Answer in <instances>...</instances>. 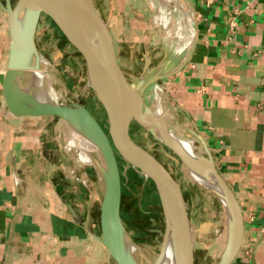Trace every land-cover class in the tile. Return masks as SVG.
I'll use <instances>...</instances> for the list:
<instances>
[{
  "label": "crops",
  "instance_id": "obj_1",
  "mask_svg": "<svg viewBox=\"0 0 264 264\" xmlns=\"http://www.w3.org/2000/svg\"><path fill=\"white\" fill-rule=\"evenodd\" d=\"M109 1L105 21L127 79L136 86L157 70L171 74L159 80L161 94L178 124L208 144L240 202L244 238L233 264H264V0H182L193 19L187 35L168 24L187 42L174 52L172 40L153 42V0ZM40 33L39 24L37 46ZM11 45L0 0V264H117L101 241L100 173L92 187L74 184L62 170L57 118L18 117L7 107ZM141 55L143 72L134 75ZM147 56L160 62L145 73Z\"/></svg>",
  "mask_w": 264,
  "mask_h": 264
},
{
  "label": "water",
  "instance_id": "obj_2",
  "mask_svg": "<svg viewBox=\"0 0 264 264\" xmlns=\"http://www.w3.org/2000/svg\"><path fill=\"white\" fill-rule=\"evenodd\" d=\"M80 4L85 6V11L94 19V23L87 27L81 25L78 20ZM25 5L26 25H17L19 9ZM7 10L10 14L12 33L9 63L3 82V97L7 107L18 117L60 118L79 129L99 146L106 165L103 167L99 163V171L104 180L101 241L116 263L139 264L124 250L126 228L122 218L123 184L118 159L120 154L126 161L152 176L156 182L165 216L166 237L170 235L172 240L173 264H194L193 242L182 189L162 162L132 140L129 127L131 122L138 121L156 139L172 150L185 166L209 173L216 178L232 216L230 239L219 264H233L242 248L245 227L243 211L235 192L220 172L208 144L201 136L199 138L208 154L207 159L197 158L186 152L169 133L165 116H157L153 109L146 107L145 89L171 74L158 72L152 78L143 79L139 85L133 86L119 64L107 22L89 0H19L15 7L11 0H7ZM43 14L48 15L56 23L70 44L84 57L88 76L96 78L103 92L93 86L90 87L94 89L107 111L108 129L83 105L48 102L42 104L35 98L25 95L19 88L17 78L31 69L27 63L34 53L37 54L36 38ZM150 64L151 58L147 56L145 73ZM103 94L105 101L102 98ZM164 245L153 264H160L165 258Z\"/></svg>",
  "mask_w": 264,
  "mask_h": 264
},
{
  "label": "rangeland",
  "instance_id": "obj_3",
  "mask_svg": "<svg viewBox=\"0 0 264 264\" xmlns=\"http://www.w3.org/2000/svg\"><path fill=\"white\" fill-rule=\"evenodd\" d=\"M89 1L103 19L108 17L111 9L109 0ZM179 1L182 2V0ZM161 2L162 0H153L151 6L148 7L149 10L154 12L152 18L155 19L153 42L157 40L160 42L158 45L162 47L165 43L170 42L168 40H172L170 42L172 46L170 47L174 52L173 49H177L178 45L180 47L185 46L183 39L176 34L174 36V31H170L171 34L167 36L165 33L169 30L168 24H173L174 26L181 25L182 32L187 35L184 32L185 22L187 25L185 13L176 4L164 6ZM40 26L41 33L36 55L47 61L46 64L42 61L39 62L38 66L51 80V85L59 96L55 103L83 105L108 129L107 111L99 101L94 89L88 84V67L84 57L70 44L48 15L43 14ZM186 53L187 48H184L179 57H184ZM127 56L128 54L124 53L123 58L126 59ZM160 56L151 66L157 67ZM142 58L141 55L138 65L134 66V70L132 69V74L143 72ZM157 71L159 72V70ZM150 77L151 75H148L147 78ZM157 84L149 86L144 91L146 107L153 109V111L156 110L155 114L157 112V116H165L168 131L175 139L186 146H190L199 156L207 159L208 154L204 145L195 135L178 124L177 113L170 108L167 103L169 99L161 94V86ZM56 120L59 121L58 143L62 151L65 150L64 155L60 156L63 159V172L79 187L86 189L92 187V182L96 180V173L98 172L101 175L98 166L101 163L100 155L96 151H88L91 160L81 158L80 147L71 143L69 128H72V126L60 118ZM129 134L137 145L168 168L182 189L193 242L192 262L194 264H219L223 252L226 250L223 249L219 237L226 225L231 226L232 223L231 219L229 220V217H227L223 199L216 192L210 191L193 181L184 170V162L138 121L131 122ZM118 159L123 184L122 218L126 228V237L138 246L139 250H142L145 255L143 257L138 256V260L133 258L139 264H152L164 245L167 230L160 194L152 176L126 161L120 154H118ZM75 175L78 177L86 175L90 186L87 187L82 184L74 177Z\"/></svg>",
  "mask_w": 264,
  "mask_h": 264
},
{
  "label": "bare ground",
  "instance_id": "obj_4",
  "mask_svg": "<svg viewBox=\"0 0 264 264\" xmlns=\"http://www.w3.org/2000/svg\"><path fill=\"white\" fill-rule=\"evenodd\" d=\"M161 3L164 6L176 4V6H178V8H180L185 13V19L187 21V24L192 22L193 18L191 15L190 7L183 4L181 1H179V0H162ZM84 7L85 6L83 4H80L78 7V20H79L81 25L87 27V26L94 23V19L90 14H88L85 11ZM26 20H27V7L25 5L19 9L18 16L16 19V23H17V25L24 26V25H26ZM170 30H171V32H173L172 29H170ZM170 30H169V32L166 31V33H168L169 35L171 33ZM176 30L177 31H174L175 32L174 36H175V34L180 36L181 30H178V29H176ZM193 38H194V35H193ZM192 40H194V39H192ZM186 43H185V45H186ZM41 61L45 62V64H46L47 60L43 59L41 57H38L34 53L30 57V59L27 63L28 65H30L31 69L27 70L23 75H20L17 78V84H18L19 88L21 89V91H23L25 93V95H29V96L35 98L36 101H38L42 104H47V102L48 103H55V102H57L59 96L55 92L54 88L52 87L51 80L46 76V74L44 73L43 70H40L39 67H37L38 63ZM40 65H41V63H40ZM88 81H89V86H91V87L93 86V87L97 88L99 91L103 92L101 90V88H99V84H98V82L94 76H92V75L89 76ZM102 98L105 101L106 98H105L104 94L102 95ZM155 111H154V113H155ZM156 115H157V112H156ZM69 129H70V134H71V143L78 145V147H80V149H81L80 157L83 159L87 158L86 160H91L90 156L88 154V151H96L101 157V165H103V167H106L99 146L91 138L87 137L83 132H81L79 129H77L75 127H72ZM177 141L179 142L180 146L186 152L191 154L192 156L197 157V158H203V157L199 156L198 153L195 152V150L192 149L190 146L184 145L179 140H177ZM184 170L187 173V175L193 181H195L196 183L200 184L201 186H203L204 188H206L210 191L216 192L219 195V197H221L224 201L223 194H222L220 187L217 183V180L214 176H212L211 174L206 173V172H201V171L194 169L193 167H190V166H185ZM224 204H225L227 217H229V220L231 219V221H232V216L228 210V207H227L225 201H224ZM229 226L226 225V228L223 230V232L220 234V237H219L221 244L223 246V249L227 248L228 242L230 239L231 227H229ZM171 241H172L171 236L167 235L166 240H165V245H164L165 258L163 259L162 262H160V264H173V252H172ZM124 250H125L127 255L133 256L136 260H138L137 259L138 256L143 257V255H144V252L142 250H139V247L136 246L133 242H131L127 237H125V240H124ZM146 257H145V259H146Z\"/></svg>",
  "mask_w": 264,
  "mask_h": 264
},
{
  "label": "built area",
  "instance_id": "obj_5",
  "mask_svg": "<svg viewBox=\"0 0 264 264\" xmlns=\"http://www.w3.org/2000/svg\"><path fill=\"white\" fill-rule=\"evenodd\" d=\"M78 181H80L82 184L86 185L87 187L90 186L88 185V179L86 177V175H80V177H78L77 175L74 176Z\"/></svg>",
  "mask_w": 264,
  "mask_h": 264
}]
</instances>
